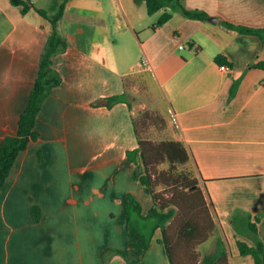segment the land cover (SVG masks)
<instances>
[{
    "label": "crops",
    "instance_id": "0c3cea01",
    "mask_svg": "<svg viewBox=\"0 0 264 264\" xmlns=\"http://www.w3.org/2000/svg\"><path fill=\"white\" fill-rule=\"evenodd\" d=\"M31 1L51 16L64 0ZM182 3L217 21L173 10L152 30L160 11L148 14L143 1H67L57 25L66 46L52 57L61 83L42 102L38 136L19 152L0 188V264H170L159 229L149 248L129 262L138 255L130 246L125 200L131 193L146 213L151 193L140 182V155L127 156L137 147L135 107L128 98L102 104L103 98L123 93L124 78L144 71L166 89L169 138L184 142L204 179L216 223L214 250L222 238L232 264V257L242 256L236 239L252 243L235 232L231 217L236 211L252 216L264 211V69L253 66L264 61V44L220 20L264 26V0ZM50 28L34 9L23 14L0 0V141L17 132ZM185 43L194 51L177 55ZM205 50L212 59L203 64ZM219 53L228 68L214 60ZM241 73L229 100L230 85ZM33 205L40 207L38 221ZM257 232L264 244V218Z\"/></svg>",
    "mask_w": 264,
    "mask_h": 264
},
{
    "label": "trees",
    "instance_id": "16d2710c",
    "mask_svg": "<svg viewBox=\"0 0 264 264\" xmlns=\"http://www.w3.org/2000/svg\"><path fill=\"white\" fill-rule=\"evenodd\" d=\"M67 1L64 0L57 12L50 16L45 9L36 7L31 0H9L10 4L19 6L23 14L34 9L49 20L51 28L40 54L36 77L29 91L26 106L18 117L17 132L14 135H5L0 141V188L9 176L19 152L26 149L29 142L38 136L35 121L42 102L50 90L61 83V76L52 65V57L66 46L57 25ZM136 1L145 3L148 14L160 11L156 21L151 25L152 30L167 22L172 17L173 10L190 19L204 21L209 16L203 9L187 8L182 0ZM220 23L241 33L257 35L264 44V26L236 24L225 19L220 20ZM214 60L220 65L230 64L225 55L220 53L215 55ZM253 66L264 69V61L254 63ZM242 76L243 73L233 79L228 92L229 100L235 96ZM123 82L126 89V78ZM125 89L119 95L103 98L102 104L111 106L118 101H127ZM133 126L137 147L133 151H127V156L134 160L135 154L140 155L143 164L140 182L149 189L152 204L147 212L143 213L139 200L131 193L127 194L126 227L130 236V246L138 255L129 262L139 259L149 248L155 231L159 229L170 264H230L227 246L220 237L216 240L215 250L199 259L197 247L212 236L216 223L202 187L204 179L190 150L179 139L165 138L156 141L142 135L134 117ZM31 214L34 221H38L40 207L33 205ZM262 218L264 211L253 216L236 211L231 217L235 232L249 236L252 240V243L248 244L242 239H236L239 254L250 256L254 264H264V244L257 232V223ZM114 251L124 255L120 249Z\"/></svg>",
    "mask_w": 264,
    "mask_h": 264
},
{
    "label": "rangeland",
    "instance_id": "374dc122",
    "mask_svg": "<svg viewBox=\"0 0 264 264\" xmlns=\"http://www.w3.org/2000/svg\"><path fill=\"white\" fill-rule=\"evenodd\" d=\"M148 17V20L145 21L146 23L150 22L152 19L150 16ZM140 29H143V27ZM141 37H143V32ZM183 46L184 49H176L177 55H187L189 51H194L188 43H185ZM200 59L203 60L201 63L206 64L211 61L212 57L207 53V50H205L201 53ZM180 74H182V72H180ZM165 90V87H163L161 82L155 78L151 72L145 71L141 74L131 76V78L127 80L125 89L127 98L131 105L135 107L134 118L138 123L141 134L156 141L172 136V130L168 126L167 119L165 118V116H168L170 120L169 114L166 113L167 100L165 98ZM213 239L212 234V236L197 247L199 259L202 258L204 254L211 253L214 250ZM242 260H247L250 261V264H254L250 256L231 258L232 264H236Z\"/></svg>",
    "mask_w": 264,
    "mask_h": 264
},
{
    "label": "built area",
    "instance_id": "2783aa9c",
    "mask_svg": "<svg viewBox=\"0 0 264 264\" xmlns=\"http://www.w3.org/2000/svg\"><path fill=\"white\" fill-rule=\"evenodd\" d=\"M180 47H182V45H180ZM141 64L144 68L148 67L149 66V63L147 61V59L145 57H142L141 59ZM220 68H228L226 65H220Z\"/></svg>",
    "mask_w": 264,
    "mask_h": 264
},
{
    "label": "water",
    "instance_id": "95a60500",
    "mask_svg": "<svg viewBox=\"0 0 264 264\" xmlns=\"http://www.w3.org/2000/svg\"><path fill=\"white\" fill-rule=\"evenodd\" d=\"M207 20L215 23L217 21V17H215V16H208Z\"/></svg>",
    "mask_w": 264,
    "mask_h": 264
}]
</instances>
